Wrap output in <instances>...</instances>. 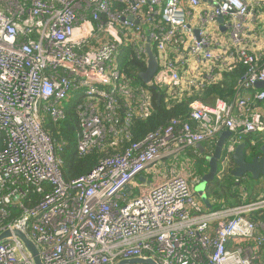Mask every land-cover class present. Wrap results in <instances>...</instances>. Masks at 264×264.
<instances>
[{"label":"built area","instance_id":"built-area-1","mask_svg":"<svg viewBox=\"0 0 264 264\" xmlns=\"http://www.w3.org/2000/svg\"><path fill=\"white\" fill-rule=\"evenodd\" d=\"M259 0H0V233L24 231L44 264H264V194L253 203L205 210L197 179L171 171L141 195L132 182L156 163L230 131L233 154L247 135L264 142ZM223 17V20H220ZM158 68L150 85L173 98L247 67L232 102L195 100L190 118L134 140L152 115L149 89L119 69L124 45ZM256 88V89H255ZM77 97L76 151L116 149L90 172L66 180L67 141L46 129ZM32 194L40 200L32 207ZM196 195L200 198L198 199ZM263 209V210H261ZM15 211L20 214L14 215ZM0 264H35L17 237L0 242Z\"/></svg>","mask_w":264,"mask_h":264},{"label":"trees","instance_id":"trees-1","mask_svg":"<svg viewBox=\"0 0 264 264\" xmlns=\"http://www.w3.org/2000/svg\"><path fill=\"white\" fill-rule=\"evenodd\" d=\"M260 63H264V52ZM118 65L119 69L123 73H125L133 86L145 87L149 89L152 98V115L148 119H137L133 123L132 132L135 141L141 140L146 136V134L156 130L157 128L166 126L174 118H179L182 121H188L190 118V105L195 100H201L208 105H214L219 98L232 102L236 95V92L238 91V82L247 74L248 70L244 65L237 64L231 71H229L228 73H224L223 80H221L220 82L207 85L204 89L201 90L186 92L180 99L169 96L165 89L161 88L160 86L147 84L141 78V73L146 71L147 69V62L139 60L136 57L134 48L130 45L127 44L121 48L118 57ZM77 102L78 99L74 96L70 99L69 102L66 103L65 109L67 111V117L65 120L60 121L56 124L48 120L45 125L46 129L53 137L63 138L67 141V146L65 147V151L63 153V157L65 159L63 171L66 180H71L90 172L96 165H98L102 158L117 151L124 150L126 147L125 145L120 146L116 149H97L85 156H80L76 151V134L80 130ZM244 142L252 145L250 137H246ZM261 142L263 141H259L258 144L255 145L254 150L257 152V154H261L260 148L263 145ZM207 147H209V151L214 149L213 144H210ZM192 149L194 148L191 147L187 151V156L194 160V171H191V169H189L190 179H197L198 183H200L202 177L206 173H208L209 163L207 161L206 154H204L203 152L201 153V151L196 148V150L192 152ZM223 159L219 162V168H223L221 176L219 178L217 176L214 181L209 182L206 189L210 190L211 188H214L215 190L216 187L221 185L233 186V184H235V180L237 181V178L234 177L232 173V170L235 169L236 166L233 158L231 157L228 160ZM246 175L249 178L240 179V184H237L241 185V183L244 182L245 187H247L246 191L250 196L248 197L245 193L243 198L233 204L232 207H234V205H240L243 203H247L249 200H252V192L256 187H259L260 183H258V181L254 180L250 174L247 173ZM253 193L257 194L259 192L254 191ZM261 198L262 197H259L258 200H260ZM39 200L40 195L32 194L31 199L26 200L25 204L27 207H32L36 203H38ZM253 200L255 202L258 201L256 200V197H254ZM214 207L217 208H214L215 210H221V206H217L215 204ZM16 214H20V211H15L14 215ZM252 218L256 221L264 220V211H258L257 213L252 215Z\"/></svg>","mask_w":264,"mask_h":264},{"label":"water","instance_id":"water-1","mask_svg":"<svg viewBox=\"0 0 264 264\" xmlns=\"http://www.w3.org/2000/svg\"><path fill=\"white\" fill-rule=\"evenodd\" d=\"M220 20L222 21L223 17H220ZM147 47L149 54L148 67L140 76L146 83H149L152 81L153 76L157 71L158 62L151 49V45L148 44ZM256 87L259 89L264 88V81L256 83ZM230 136V131H223L219 134L213 155L207 157L210 161V171L202 177L201 182L195 188V191L200 196L202 202L210 209H213V205L206 193L207 184L212 181L218 173L223 147ZM196 147L202 152H205L207 149L204 143H200ZM254 149L255 145H249L246 142H241L236 147L233 154V159L236 164L235 169L232 171L234 177L243 178L248 173L255 179H258L261 175H264V145L260 148L261 154H257ZM11 237H17L23 242L35 264H44L37 244L24 231L18 229H6L0 233V242ZM117 264H157V262L152 259L134 258L120 261Z\"/></svg>","mask_w":264,"mask_h":264},{"label":"rangeland","instance_id":"rangeland-1","mask_svg":"<svg viewBox=\"0 0 264 264\" xmlns=\"http://www.w3.org/2000/svg\"><path fill=\"white\" fill-rule=\"evenodd\" d=\"M215 140H216V138H214L212 142H215ZM206 143H211V142H206ZM191 151H195V149H192ZM182 153L183 152L175 154L172 157L165 158L164 160L153 165L151 168L145 170L142 173V175H144L146 178H148V180L150 182L148 181L147 183H140L138 181V179L140 177L133 180V182H132L133 195L142 194L150 186L156 184L159 181L165 180V178L167 177V175L171 171L176 172V173H182V174H185V175L190 177L189 169H191V171H194V169H193L194 160L192 158H190L189 156L185 157ZM249 153H250V151H249ZM178 167H180V169L183 168L184 170L181 171L178 169ZM219 177L220 176L218 175V178ZM232 181H233V179H232ZM237 183H238V181L235 180V184H233V186L221 185V186L216 187L215 190H214V188H211L208 191V194L210 197L213 195V196H217V197L221 198L222 199V201H221L222 203L220 204L221 207L227 206V204H230V203L235 204L241 198H243V196H244L243 188L245 187L244 182H243V184L241 183V185H238ZM198 184L199 183H197L195 185V188ZM198 196L196 195V197L198 199H200L199 198L200 196L199 197ZM223 203H225L226 205H224ZM214 208L217 209L216 207H214Z\"/></svg>","mask_w":264,"mask_h":264},{"label":"crops","instance_id":"crops-1","mask_svg":"<svg viewBox=\"0 0 264 264\" xmlns=\"http://www.w3.org/2000/svg\"><path fill=\"white\" fill-rule=\"evenodd\" d=\"M259 7H258V9H257V25H256V31H257V33H258V36H259V41H258V43L256 44L257 45V47L260 49L261 48V50H262V53L264 52V0H259ZM228 72H229V70H228ZM227 72V73H228ZM221 99V98H220ZM248 137H250L251 138V140L252 139H256L257 137L256 136H253V135H247ZM218 137H219V135L218 136H216L215 138H216V140H215V142H211V143H204L206 146H209L210 144H213V147H214V149L213 150H211L210 152H209V154L207 155L208 157L209 156H212L213 155V153H214V151H215V146H216V143H217V141H218ZM228 141H226V143H227ZM226 143H225V145H224V147H223V153H222V157H221V159H220V161L223 159V156H224V159L225 160H228L229 158H233V154H229L228 153V150H227V146H228V144L226 145ZM263 145H264V142H261ZM196 149H198L197 147H195ZM194 148V149H195ZM195 149V150H196ZM189 150V148H187V149H185V150H183V155H185L186 157H187V151ZM192 152H194V151H192ZM235 152V151H234ZM201 153H202V151H201ZM206 156V157H207ZM223 159V160H224ZM234 160V159H233ZM207 161H208V163H209V170H208V172L210 171V161H209V159H207ZM235 163V162H234ZM236 165V164H235ZM223 167V166H222ZM236 167V166H235ZM178 169L179 170H184L183 168H181L180 169V167H178ZM221 168H219V170H218V173H217V175H216V177L219 175V176H221V174H222V170H223V168L220 170ZM252 176V175H251ZM215 177V178H216ZM253 177V176H252ZM215 178L212 180V181H214L215 180ZM237 178V177H236ZM249 177L246 175L244 178H237V181H238V183L240 184V179H248ZM253 179L254 180H256V181H258V183H260L259 184V187H256L255 189H254V191L255 192H259V193H257V194H255V193H253L252 192V196H251V198H252V200H253V198L254 197H256V200H258V198L259 197H262L263 196V194H264V175H261L258 179H255L254 177H253ZM138 181L140 182V183H147L149 180H148V178H146L144 175H142L141 176V178H139L138 179ZM212 181H210V182H212ZM150 182V181H149ZM243 184V183H242ZM152 186H150L149 188H147L146 189V191L144 192V193H146V192H148L149 190H150V188H151ZM243 189H245L244 190V194L246 193L247 194V196L249 197L250 195L247 193V191H246V189H247V187H245V188H243ZM208 189H206V193H207V195H208ZM143 194V193H142ZM138 195H141V194H138ZM208 198H209V200H210V202H211V204L213 205V209H210V208H208L205 204V210H208V211H210V210H215L214 209V205L216 204L217 206H220V204L222 203L221 201H222V199L221 198H219V197H217V196H208ZM243 200H247V199H243ZM252 200H249L247 203H251V202H253ZM255 202V201H254ZM247 203H243V204H240V205H234V207H238V206H241V205H244V204H247ZM224 205H226L225 203H223ZM233 206V203H230V204H227V206H224V207H220L221 208V210H224V209H230V208H234V207H232ZM219 208V209H220ZM224 208V209H223ZM261 210H263V209H261ZM260 221H262V220H260ZM260 254H261V256H264V249L260 252Z\"/></svg>","mask_w":264,"mask_h":264},{"label":"flooded vegetation","instance_id":"flooded-vegetation-1","mask_svg":"<svg viewBox=\"0 0 264 264\" xmlns=\"http://www.w3.org/2000/svg\"><path fill=\"white\" fill-rule=\"evenodd\" d=\"M205 146H206V145H205ZM206 148H207L206 151L203 152V153L206 154V156H207V155L209 154L210 151H209V147L206 146ZM207 157H208V156H207ZM207 157H206V158H207ZM207 159H208V158H207ZM233 170H234V169H233ZM233 170H232V171H233ZM232 173H233V172H232Z\"/></svg>","mask_w":264,"mask_h":264}]
</instances>
